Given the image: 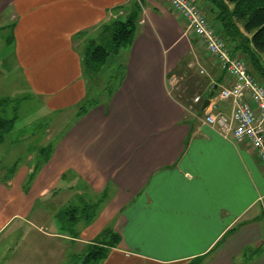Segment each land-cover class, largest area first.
Segmentation results:
<instances>
[{
	"label": "crops",
	"instance_id": "0c3cea01",
	"mask_svg": "<svg viewBox=\"0 0 264 264\" xmlns=\"http://www.w3.org/2000/svg\"><path fill=\"white\" fill-rule=\"evenodd\" d=\"M131 1L0 0L14 71L47 114H61L43 136H20L24 157L0 139V264H84L104 229L118 243L92 264H264V250L245 254L264 241V166L247 142L203 122L231 79L165 0H144L118 82L84 103V49L101 43ZM192 1L220 29L210 3ZM231 108L217 100L213 111L229 117ZM96 201L90 222L62 225L61 212Z\"/></svg>",
	"mask_w": 264,
	"mask_h": 264
},
{
	"label": "trees",
	"instance_id": "16d2710c",
	"mask_svg": "<svg viewBox=\"0 0 264 264\" xmlns=\"http://www.w3.org/2000/svg\"><path fill=\"white\" fill-rule=\"evenodd\" d=\"M211 5L213 19L220 25V32L224 40L230 44L232 55L242 53L246 62L264 77V0H206ZM143 0H133L125 9L124 16L113 19L106 43H90L84 49L82 65L85 73L92 75L107 61L111 53H117L121 47L128 46L134 37L137 22L141 12ZM254 69V70H255ZM86 75V76H87ZM88 75V76H89ZM16 109V103L9 98L0 99V139L3 132L10 131L15 116H9L7 108ZM86 110L85 104L79 106L78 114ZM44 158L48 157V149L44 150ZM33 173L30 174V177ZM98 206V201L85 203L80 206H70L60 213L62 225L72 226L83 219L90 222ZM100 244L91 246L83 259L84 264H92L106 255L107 245H116L119 235L111 230L104 229L98 238ZM200 260V259H198ZM187 264H197L189 262Z\"/></svg>",
	"mask_w": 264,
	"mask_h": 264
},
{
	"label": "built area",
	"instance_id": "2783aa9c",
	"mask_svg": "<svg viewBox=\"0 0 264 264\" xmlns=\"http://www.w3.org/2000/svg\"><path fill=\"white\" fill-rule=\"evenodd\" d=\"M165 2L182 16L188 29L203 41L206 52L217 59L221 70L231 79L230 85L222 87L209 99V112L203 116V122L219 126L223 135L232 142H247L264 166V86L248 73L244 59L230 53L221 32L207 19L197 2ZM178 81L176 76L169 79L174 91H177ZM200 98V95H195L192 101L198 102ZM225 99L231 100L232 104L229 117L213 111L217 100Z\"/></svg>",
	"mask_w": 264,
	"mask_h": 264
},
{
	"label": "rangeland",
	"instance_id": "374dc122",
	"mask_svg": "<svg viewBox=\"0 0 264 264\" xmlns=\"http://www.w3.org/2000/svg\"><path fill=\"white\" fill-rule=\"evenodd\" d=\"M201 9L206 17L208 16L211 18L210 11L206 6L201 4ZM210 22L213 24V21ZM10 35V30H0V91L3 92V94L0 95H7L9 100L11 99L12 102L16 103V109L11 108L12 104H10V107L7 108L8 115L15 116V121L13 123V128L10 131H7L5 133L2 130L1 134L4 142L3 151L5 150V148L11 150L12 147L13 150H11L10 153L24 157V150L22 152L20 151V146L22 144L18 141V139H20V136L30 135V133L37 134V136L40 137L41 135L43 136L45 134V128L51 127L54 120L60 118L61 114H47L45 108L43 107L44 105L41 101V98L34 95L32 92H30V90H27V85L24 83L20 71H14V69L17 68L14 67L15 63L13 59L12 45L6 42ZM103 36L105 37H103L100 42L106 43V39L109 36V31H106ZM226 44L230 49V44H228L227 42ZM5 49L7 50L6 53ZM126 50L127 45L121 47L117 53H111L108 56L106 63L98 71L94 72L92 75L88 74V100H85V104L92 103L100 98H105L113 90V88L115 87L114 85L119 80V74L123 69V56L125 55ZM122 52H124V55H122ZM3 53L7 55V58H4L5 60L2 59V57L4 56ZM13 96L16 97L11 98ZM72 113L73 112L68 114L69 119L72 117ZM52 117H54L55 119L53 120ZM62 127L63 124H56L54 128L55 133L58 134ZM18 128H20L21 130H18ZM48 131V133H51L50 130ZM261 219L262 223H264V217H261ZM263 250L264 241L260 245H258L257 248L248 250L245 254L246 256L255 255L261 253V251Z\"/></svg>",
	"mask_w": 264,
	"mask_h": 264
},
{
	"label": "water",
	"instance_id": "95a60500",
	"mask_svg": "<svg viewBox=\"0 0 264 264\" xmlns=\"http://www.w3.org/2000/svg\"><path fill=\"white\" fill-rule=\"evenodd\" d=\"M207 102H208V101L206 100V101H205V104H206Z\"/></svg>",
	"mask_w": 264,
	"mask_h": 264
}]
</instances>
